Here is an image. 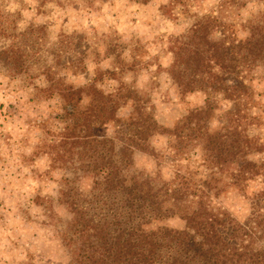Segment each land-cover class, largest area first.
Instances as JSON below:
<instances>
[{
	"label": "rangeland",
	"instance_id": "374dc122",
	"mask_svg": "<svg viewBox=\"0 0 264 264\" xmlns=\"http://www.w3.org/2000/svg\"><path fill=\"white\" fill-rule=\"evenodd\" d=\"M263 12V0H0V264L71 259L66 240L72 214L60 203L61 193L74 185L87 196L91 178L76 171L77 177L73 164L53 160L60 132L70 123L61 97L50 91L59 78L75 88L92 82L106 93L120 86L135 89L158 124L170 128L206 96L201 90L180 92L171 79L174 39L204 15L217 17L228 34L242 39ZM246 75L241 122L250 135L263 137L264 67L252 66ZM217 98L221 108L231 107ZM130 111L129 101L121 104L116 120L99 129L116 148L126 142ZM219 121L214 118L210 126ZM149 142L155 154L134 150L131 171L168 180L178 170L196 183L207 176L200 154L174 156L165 134H154ZM250 156L264 165V151ZM211 199L248 223L264 212V166L261 174H249L243 185ZM183 225L173 216L150 227Z\"/></svg>",
	"mask_w": 264,
	"mask_h": 264
},
{
	"label": "trees",
	"instance_id": "16d2710c",
	"mask_svg": "<svg viewBox=\"0 0 264 264\" xmlns=\"http://www.w3.org/2000/svg\"><path fill=\"white\" fill-rule=\"evenodd\" d=\"M170 52L168 73L180 92L206 94L202 106L170 128L158 124L143 98L126 86L106 93L92 82L75 88L59 78L50 90L61 97L70 120L53 160L91 178L87 196L74 185L61 193L60 203L72 214L68 264H264V212L244 224L211 199L264 166L250 156L264 151V136L248 133L240 109L249 93L247 70L264 67V12L242 39L228 34L217 17L204 15L174 39ZM217 96L231 107L221 108ZM128 101L126 142L116 148L99 129L116 120V110ZM214 118L220 123L212 127ZM157 133L170 138L174 156L200 154L208 170L202 182L178 170L168 180L131 171L134 150L155 154L149 138ZM173 216L183 220L182 228L150 227Z\"/></svg>",
	"mask_w": 264,
	"mask_h": 264
}]
</instances>
